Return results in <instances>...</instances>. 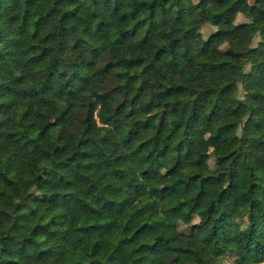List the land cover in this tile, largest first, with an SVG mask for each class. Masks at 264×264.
<instances>
[{
  "label": "trees",
  "instance_id": "obj_1",
  "mask_svg": "<svg viewBox=\"0 0 264 264\" xmlns=\"http://www.w3.org/2000/svg\"><path fill=\"white\" fill-rule=\"evenodd\" d=\"M230 253L264 264V0H0V264Z\"/></svg>",
  "mask_w": 264,
  "mask_h": 264
},
{
  "label": "rangeland",
  "instance_id": "obj_2",
  "mask_svg": "<svg viewBox=\"0 0 264 264\" xmlns=\"http://www.w3.org/2000/svg\"><path fill=\"white\" fill-rule=\"evenodd\" d=\"M193 1L198 2L199 0H193ZM92 2H93V0H84V3L86 6H89ZM244 22H247V19L243 15H239L237 18V23H244ZM216 30H217L216 27H214L213 25L206 24L202 29L203 38L208 39ZM259 41H260V39L257 37L255 39V45H257ZM250 72H251V67L248 66L246 71H245V75H248ZM243 96H244V91H243V86L241 84L239 97L242 98ZM203 147H204L205 151H207L209 154L211 153L212 149L208 145H204ZM214 162H215L214 158H211V160L209 162L211 167L214 166ZM224 185H225V183L220 184V186H224ZM198 223H199V219L196 217L183 216L178 223V230L183 234H190L192 231V227ZM234 261H235V255L233 253H230L224 259L223 263L224 264H233Z\"/></svg>",
  "mask_w": 264,
  "mask_h": 264
}]
</instances>
